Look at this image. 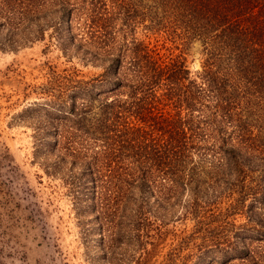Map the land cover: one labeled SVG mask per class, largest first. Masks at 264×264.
<instances>
[{
	"label": "trees",
	"instance_id": "obj_1",
	"mask_svg": "<svg viewBox=\"0 0 264 264\" xmlns=\"http://www.w3.org/2000/svg\"><path fill=\"white\" fill-rule=\"evenodd\" d=\"M36 41L102 68L79 78L44 61L48 88L27 107L44 171L91 213L86 244L124 264L190 213L206 222L194 264H264V0H0V52Z\"/></svg>",
	"mask_w": 264,
	"mask_h": 264
},
{
	"label": "rangeland",
	"instance_id": "obj_2",
	"mask_svg": "<svg viewBox=\"0 0 264 264\" xmlns=\"http://www.w3.org/2000/svg\"><path fill=\"white\" fill-rule=\"evenodd\" d=\"M137 34L152 41L156 36L142 26ZM164 37L160 35L159 42ZM44 47L45 42L36 41L0 52V264H107L93 239L87 244L83 240L80 220L87 221L91 213L78 214L62 178L47 174L35 156V129L27 108L32 101L41 100L48 88L51 67L42 68L44 61L60 74L75 70L79 78L96 76L102 68L76 56L67 57L54 45L45 51ZM200 49L198 41L188 48L193 72L201 68ZM7 66L16 67L18 72L10 81H2ZM25 83L29 84L27 89L23 88ZM221 200L218 204L224 207L226 200ZM198 219L190 213L179 214L154 227L153 235L143 236L141 247L124 264H194L206 236L205 219ZM236 219L242 221L244 216ZM92 236L97 238L98 233Z\"/></svg>",
	"mask_w": 264,
	"mask_h": 264
}]
</instances>
